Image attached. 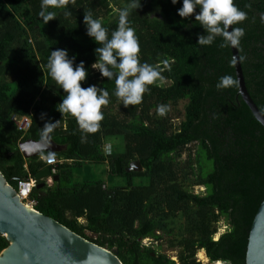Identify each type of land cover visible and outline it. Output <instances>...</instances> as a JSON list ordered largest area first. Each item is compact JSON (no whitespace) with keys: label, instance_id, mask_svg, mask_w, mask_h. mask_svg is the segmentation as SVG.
I'll return each mask as SVG.
<instances>
[{"label":"trees","instance_id":"16d2710c","mask_svg":"<svg viewBox=\"0 0 264 264\" xmlns=\"http://www.w3.org/2000/svg\"><path fill=\"white\" fill-rule=\"evenodd\" d=\"M111 1L70 0L66 8H49L56 19L44 24L38 16L40 0H0V171L17 188L19 179H33L48 166L41 156L50 151L24 158L19 142L42 138L44 123L57 121L50 137L61 147L53 152L61 160L55 165L58 179L32 189L36 210L117 250L123 264H202L195 258L200 248L211 262L245 264L251 223L264 199V126L238 87H216L224 75L236 78L231 48L221 47L220 37L211 46L197 45L203 29L194 15H177L182 0L176 5L141 0L142 8L129 17L139 37L141 62L158 65L169 83L158 80L148 86L141 104L125 107L113 95L114 80L92 69L99 45L86 35L83 23V14L90 10L114 29L118 14ZM113 2L123 8L129 0ZM234 2L248 13V19L233 27L245 30L239 50L243 75L264 114V0ZM65 11L71 15L66 17ZM57 48L76 55V63L85 62L88 76L82 87L97 84L110 93L95 133H85L72 115L57 110L65 94L45 66ZM180 101H185L184 115L177 126L170 110L157 115V105L171 108ZM13 115L30 118L27 131L17 128ZM116 137L123 139L120 150ZM133 160H139L142 170L125 171ZM117 161L122 172L116 171ZM84 163H109L110 172L125 176L127 183L108 188L100 179L73 180L72 167ZM138 179L146 182L135 183ZM195 186L204 190L195 193ZM222 218L227 230L215 240ZM164 235L167 246L178 251V262L142 243L163 240ZM7 245L0 235V251Z\"/></svg>","mask_w":264,"mask_h":264},{"label":"clouds","instance_id":"9594fccd","mask_svg":"<svg viewBox=\"0 0 264 264\" xmlns=\"http://www.w3.org/2000/svg\"><path fill=\"white\" fill-rule=\"evenodd\" d=\"M170 2L176 5L180 0H170ZM69 3L70 0H40L38 16L44 24H47L56 19V12L49 11V8H66ZM140 8H142L141 0H129L127 6L123 8L113 6V11L118 14V23L111 31L104 26L101 18L94 17L92 11L83 14L86 35L99 45L94 49L96 60L91 67L99 71L101 78L114 80L113 95L119 98L125 107L141 104L144 94L150 91L148 86L162 79L158 65L141 62L139 37L136 29L129 23L132 12ZM64 15L67 17L71 13L65 11ZM177 15L181 18L194 15L195 21L199 22L203 34H198L197 45L211 46L217 37H220L221 47L242 50L240 43L245 30L243 27H233V25L248 19V13L240 9L234 0H182ZM260 18L261 22H264V13L260 14ZM239 59L243 60L244 57ZM75 61L76 55L70 57L66 48H57L51 51L45 65L49 76L65 94L57 110L61 114L72 115L79 128L85 133H95L100 129V122L104 119L101 109L110 103V93L97 84L82 87L81 82L86 81L88 69L83 60L79 63ZM164 63L167 66V61ZM231 63L233 65L237 63L236 56H233ZM238 86L239 80L231 75L220 77L216 85L217 89ZM169 110L170 106L166 104H159L156 108L157 115L161 117ZM44 115L41 114L40 118L44 119ZM56 126L57 121H46L42 127L43 135L51 134ZM48 159L51 162L54 154L49 153Z\"/></svg>","mask_w":264,"mask_h":264},{"label":"water","instance_id":"95a60500","mask_svg":"<svg viewBox=\"0 0 264 264\" xmlns=\"http://www.w3.org/2000/svg\"><path fill=\"white\" fill-rule=\"evenodd\" d=\"M236 79L239 80L238 93L251 110L255 119L264 126V114L258 108L246 87L239 50L231 48ZM24 158L39 155L43 151L51 153L60 150V145L50 137L26 139L19 142ZM116 171L122 172L120 161ZM142 170L139 160H133L125 171ZM58 179L51 175L50 166L37 172L33 179L36 188L45 186L46 179ZM20 180V179H19ZM0 235L8 245L0 251V264H123L117 250L107 249L81 236L56 219L41 213L24 203L0 171ZM245 264H264V199L251 223L245 254Z\"/></svg>","mask_w":264,"mask_h":264},{"label":"rangeland","instance_id":"374dc122","mask_svg":"<svg viewBox=\"0 0 264 264\" xmlns=\"http://www.w3.org/2000/svg\"><path fill=\"white\" fill-rule=\"evenodd\" d=\"M110 5L112 7L115 6L116 8H118V6L115 5L113 0L111 1ZM160 82L162 84L169 83V81L166 79H161ZM184 104H185V101H180L176 105H172L170 108L169 112H170V116H171L174 126H177L180 123L181 119L183 118ZM113 141H115L119 145L116 150H120L121 148H123V139L121 137H116L115 139H113ZM105 150H106V153L110 152L109 144L105 145ZM110 169H111V166L109 163H106V164L84 163L81 167H72V172H73L72 177H73V180L75 181L100 179L105 183V185L108 188H111L116 185L117 186L126 185L127 178L125 176H120L115 173H111ZM138 182L145 183L146 180L138 179L135 181V183H138ZM51 184H52V181H49L48 185H51ZM203 190H204L203 186L194 187L195 193L201 192ZM79 221L83 222V219L80 218ZM226 230H227V225H226L225 220L222 218L217 223V231L213 235V239L217 240L221 236V234H223ZM88 234H91V233L88 232ZM165 238H166L165 235L163 237V240H154L151 238H147V239L142 240V243L144 245L153 246L159 252L167 254L172 260L178 262V251L175 248L168 247L166 244ZM200 250L201 249H198L195 254V258L197 261H200L202 264H223L221 260L211 262L209 258L207 257L205 250H204L205 257L200 258L199 257Z\"/></svg>","mask_w":264,"mask_h":264},{"label":"built area","instance_id":"2783aa9c","mask_svg":"<svg viewBox=\"0 0 264 264\" xmlns=\"http://www.w3.org/2000/svg\"><path fill=\"white\" fill-rule=\"evenodd\" d=\"M13 120L16 121L17 123V128L22 131H27L28 128L30 127L31 120L28 118V116H17L13 115L12 116ZM45 162L47 165L50 166L51 169V175L56 174V168L55 165L59 161L57 158L54 157V159L49 162L48 156H44ZM47 183L51 181V178H47ZM35 186V181L32 178H23L18 181V186H17V192L18 195L20 196V199L26 203L27 205H30L31 207L35 208V201L30 198V193L32 189Z\"/></svg>","mask_w":264,"mask_h":264},{"label":"bare ground","instance_id":"6f19581e","mask_svg":"<svg viewBox=\"0 0 264 264\" xmlns=\"http://www.w3.org/2000/svg\"><path fill=\"white\" fill-rule=\"evenodd\" d=\"M200 249H201V248H200ZM204 255H205V254H204V249H201V250H200V253H199V257H200V258H203V257H205ZM203 260H204V259H203Z\"/></svg>","mask_w":264,"mask_h":264},{"label":"crops","instance_id":"0c3cea01","mask_svg":"<svg viewBox=\"0 0 264 264\" xmlns=\"http://www.w3.org/2000/svg\"><path fill=\"white\" fill-rule=\"evenodd\" d=\"M43 157H44V155H43V156H41V158H42V160H43V161H45V158H43ZM47 185H48V184H47Z\"/></svg>","mask_w":264,"mask_h":264}]
</instances>
